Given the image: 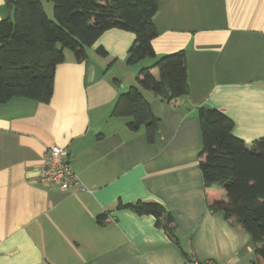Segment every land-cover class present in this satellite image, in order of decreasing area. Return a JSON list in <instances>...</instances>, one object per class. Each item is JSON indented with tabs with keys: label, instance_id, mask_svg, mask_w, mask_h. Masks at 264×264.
<instances>
[{
	"label": "crops",
	"instance_id": "obj_1",
	"mask_svg": "<svg viewBox=\"0 0 264 264\" xmlns=\"http://www.w3.org/2000/svg\"><path fill=\"white\" fill-rule=\"evenodd\" d=\"M9 15L0 0V20ZM153 21L156 54L184 50L189 84L170 103L143 90L160 120L154 142L112 115L119 94L155 61L127 64L128 30L104 32L84 61L65 51L48 102L0 103V264H257L251 234L205 199L198 109L223 112L247 144L264 137V0H160ZM52 144L68 150L83 189L37 182ZM137 202L163 204L174 234L164 217L125 207Z\"/></svg>",
	"mask_w": 264,
	"mask_h": 264
},
{
	"label": "trees",
	"instance_id": "obj_2",
	"mask_svg": "<svg viewBox=\"0 0 264 264\" xmlns=\"http://www.w3.org/2000/svg\"><path fill=\"white\" fill-rule=\"evenodd\" d=\"M53 3L51 19L43 0H7L11 13L0 20V103L15 97L48 102L54 89L55 69L71 50L77 61L88 58L104 32L123 29L134 33L127 64L154 59L137 74L138 85L119 94L112 111L127 117L128 128H144L154 142L160 120L150 107L143 90L170 103L189 93L186 54L178 50L158 56L152 41L158 36L153 17L160 0H47ZM60 45V47L58 46ZM96 53L107 56L99 45ZM159 71L158 77L154 69ZM198 117L203 147L199 167L204 178V196L212 210H221L228 220L241 225L256 243L257 264H264V137L247 144L233 134L234 121L220 110L201 106ZM226 192L224 200L217 189ZM139 213L165 218L171 234L174 220L159 202L125 205ZM105 214L98 217L104 223Z\"/></svg>",
	"mask_w": 264,
	"mask_h": 264
},
{
	"label": "built area",
	"instance_id": "obj_3",
	"mask_svg": "<svg viewBox=\"0 0 264 264\" xmlns=\"http://www.w3.org/2000/svg\"><path fill=\"white\" fill-rule=\"evenodd\" d=\"M36 180L46 185L50 190L73 191L83 189L79 174L72 168L69 152L66 148L52 144L46 146L43 160L37 168ZM185 264H219L212 260L199 261L189 258Z\"/></svg>",
	"mask_w": 264,
	"mask_h": 264
},
{
	"label": "rangeland",
	"instance_id": "obj_4",
	"mask_svg": "<svg viewBox=\"0 0 264 264\" xmlns=\"http://www.w3.org/2000/svg\"><path fill=\"white\" fill-rule=\"evenodd\" d=\"M43 5H44V9H45L47 15L51 19L55 20V17L53 15V3L52 2H49L47 0H43ZM58 46L60 47V45H58ZM65 51L66 52H72L71 50H65Z\"/></svg>",
	"mask_w": 264,
	"mask_h": 264
}]
</instances>
